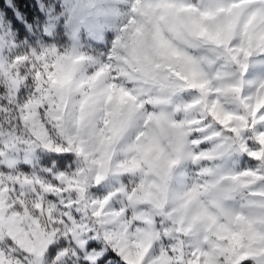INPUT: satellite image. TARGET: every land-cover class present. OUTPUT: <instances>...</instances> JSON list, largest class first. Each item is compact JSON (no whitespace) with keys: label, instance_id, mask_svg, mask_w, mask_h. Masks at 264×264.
<instances>
[{"label":"clouds","instance_id":"obj_1","mask_svg":"<svg viewBox=\"0 0 264 264\" xmlns=\"http://www.w3.org/2000/svg\"><path fill=\"white\" fill-rule=\"evenodd\" d=\"M0 264H264V0H0Z\"/></svg>","mask_w":264,"mask_h":264}]
</instances>
